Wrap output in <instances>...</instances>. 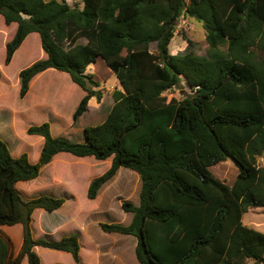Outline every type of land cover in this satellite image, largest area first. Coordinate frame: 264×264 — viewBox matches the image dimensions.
Segmentation results:
<instances>
[{"label": "trees", "instance_id": "16d2710c", "mask_svg": "<svg viewBox=\"0 0 264 264\" xmlns=\"http://www.w3.org/2000/svg\"><path fill=\"white\" fill-rule=\"evenodd\" d=\"M79 3L0 0L5 24L16 23L5 44L4 64L31 32L38 33L45 53L19 71L20 98L40 72H67L85 92L72 114L75 122L92 96L101 98L93 88L98 82L86 73L89 65L101 58L120 84L105 119L83 129L84 141L53 136L47 121L30 125L27 134L43 137L32 163L25 153L13 156L0 140V226L22 225L15 257L9 256V239L0 234V264H20L24 257L27 264H40L36 246L68 252L80 262L78 232L58 240L31 234L33 210L53 211L64 199L44 194L24 201L15 187L35 178L61 152L111 157L109 168L90 181V199L120 167L138 174L139 203H121L123 211L132 213L130 222L100 227L134 236L140 264H245L247 259L264 264V233L242 223L249 208L264 207V162L257 164V158L264 159V0ZM181 15L201 22L205 55L169 53ZM181 80L190 94L167 101L163 92ZM226 159L238 169L231 184L210 171Z\"/></svg>", "mask_w": 264, "mask_h": 264}, {"label": "rangeland", "instance_id": "374dc122", "mask_svg": "<svg viewBox=\"0 0 264 264\" xmlns=\"http://www.w3.org/2000/svg\"><path fill=\"white\" fill-rule=\"evenodd\" d=\"M65 1L71 6L79 7L80 4L79 0ZM1 25H4V20L0 15ZM38 37L35 32L29 34L15 57L5 65V45L0 34V101L4 105L0 110V125L3 123L0 126V140L13 156L25 153L32 163L38 160L43 137L27 134L26 129L30 125L47 121L53 136L84 141L83 129L105 119L114 104L112 93L115 89H120L116 75L98 58L86 68V73H92L98 82V86L93 88L100 90L101 98L98 100L92 96L87 110L77 121L72 120V114L85 92L72 81L67 72L56 69L44 71L29 86L26 95L20 98L19 71L26 68L31 60L34 62L45 57ZM186 38L191 39L193 45L188 46ZM78 43H85V40L79 39ZM154 48L155 43H152L150 49ZM168 50L170 54L192 50L198 55H205L207 42L201 22L183 15L176 19ZM190 92L191 89L181 80L176 86L166 89L163 95L167 101L171 98L180 100ZM110 162L111 157L98 160L93 156L77 157L61 152L43 165L35 178L15 184L24 201L44 194L64 199L63 204L53 211L41 208L33 210L30 228L34 239L58 240L62 236L78 232L81 257L79 263L72 256L69 260L66 252L36 246L34 250L40 258V264L57 261L75 264H140L135 257L134 236L104 232L100 227V223L127 225L130 222L132 213L123 211L121 203H139L141 182L138 174L120 167L112 179L100 188L94 199L86 195L90 181L104 173ZM263 162V156L257 158L258 165L261 166ZM210 171L225 183L231 184L238 169L231 159H226L210 166ZM242 222L264 233V207L250 208L243 214ZM0 234L9 239V256L15 257L22 243V225H2ZM252 263L251 259L245 262ZM20 264H27V259L23 258Z\"/></svg>", "mask_w": 264, "mask_h": 264}, {"label": "crops", "instance_id": "0c3cea01", "mask_svg": "<svg viewBox=\"0 0 264 264\" xmlns=\"http://www.w3.org/2000/svg\"><path fill=\"white\" fill-rule=\"evenodd\" d=\"M82 6V4H79V7H81ZM2 16V15H1ZM4 20V19H3ZM15 30H16V23H10L9 25H7V24H5V22H4V25H1L0 26V34L2 35V43L5 45L6 44V42L8 41V40H10L11 38H12V36L14 35V33H15ZM32 33V32H31ZM31 33H29V34H31ZM35 33H37V32H35ZM28 34V35H29ZM27 35V36H28ZM37 35H38V33H37ZM26 36V37H27ZM39 36V35H38ZM25 37V38H26ZM25 40V39H24ZM23 40V41H24ZM37 40H38V43H39V46H40V39H39V37L37 38ZM21 45H22V43H21ZM20 45V46H21ZM20 46L17 48V50L20 48ZM15 51L14 52V54H13V56H12V59L15 57V55H16V53H18V51ZM43 51V50H42ZM45 56V54H44V52H43V57ZM11 59V60H12ZM33 63V60H31L29 63H28V66L29 65H31ZM49 69H53V68H49ZM49 69H46V70H49ZM46 70H44V71H46ZM44 71H42V72H40L39 74H37V75H35L34 77H33V79L31 80V82H30V85L33 83V82H35V80H37L42 74H43V72ZM1 76H2V74H1ZM1 78V77H0ZM28 92V91H27ZM3 103L0 101V110L3 108ZM0 126H3V123L0 125ZM41 137V136H40ZM40 209V208H39ZM250 209V208H249ZM248 209V210H249ZM247 210V211H248ZM246 213V212H245ZM243 216V215H242ZM243 223V222H242ZM34 249V248H33ZM67 253V258H69V260H70V258H71V254L70 253H68V252H66ZM25 258V257H24ZM71 262V261H70ZM52 263H55V262H52ZM57 263H61V264H75V263H67V261L66 262H63V261H57ZM51 264V263H50ZM77 264V263H76Z\"/></svg>", "mask_w": 264, "mask_h": 264}]
</instances>
